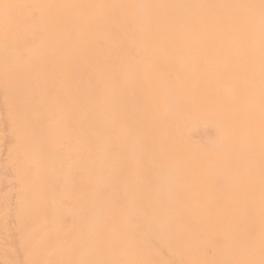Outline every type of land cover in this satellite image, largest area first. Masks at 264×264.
Returning <instances> with one entry per match:
<instances>
[{"label": "rangeland", "instance_id": "1", "mask_svg": "<svg viewBox=\"0 0 264 264\" xmlns=\"http://www.w3.org/2000/svg\"><path fill=\"white\" fill-rule=\"evenodd\" d=\"M68 8L80 17L76 22L89 16L90 29L98 34L91 38V59L81 57L76 79L67 77L73 67L69 50L78 56L84 52L73 48V37L66 35L64 45L37 49L38 42L50 37L44 33L70 29ZM171 16L177 17L173 23ZM123 29L127 36L121 41ZM218 30L224 44L219 48L214 40L213 45L224 57L227 75L221 71L220 77L210 78L209 88L189 84L179 98L180 70L162 66L163 60L176 59L180 46L189 74L195 63L208 73L217 54L208 61L204 50L193 59L189 47L197 34ZM156 38L162 41L157 56L163 60L148 54L138 58L136 49L147 52L144 43ZM211 44L207 41L205 49ZM263 48L264 0H0V264H181L179 258L189 264H264ZM39 58L43 72L32 70ZM151 64L149 77L144 70ZM117 73L126 92L115 84ZM41 74L45 83L39 81ZM230 74L240 80L235 92L249 96L234 122L222 124L217 110L234 101L232 89L210 87ZM56 81H69L73 89ZM105 96L114 102L108 110H117L123 122L143 124L153 139L151 150L147 137L139 134L138 145L120 128L111 142L121 155H112L107 127L114 120L103 105ZM122 96L128 106L119 105ZM205 101L213 103V113ZM145 103L151 104L149 112ZM160 103L161 110H170L167 114L158 113L155 105ZM91 104L94 109H87ZM80 111L87 115L84 119ZM199 113L222 124L217 147L201 144V150L193 146L197 153L192 151L190 141L198 138L189 132L185 149H169L179 135V114L196 131ZM63 127H79L75 152L81 158L83 149L92 155L97 144L108 158L101 154L75 161L70 154L62 158L63 170H56L54 159L64 152L57 147L66 145L56 132ZM81 134L91 135L93 143ZM43 138L56 143L48 147L51 160L37 167V157L27 154L37 142L44 144ZM215 148L219 150L210 157ZM102 182L107 192L100 189ZM244 198L255 203L253 210L244 208ZM120 219H134L138 236H124V230L120 238ZM185 231L193 238L205 234L197 245L204 248L201 260L180 238ZM148 235L154 240L150 245Z\"/></svg>", "mask_w": 264, "mask_h": 264}, {"label": "bare ground", "instance_id": "2", "mask_svg": "<svg viewBox=\"0 0 264 264\" xmlns=\"http://www.w3.org/2000/svg\"><path fill=\"white\" fill-rule=\"evenodd\" d=\"M25 3H26V1H25ZM70 4L72 5V3H68V5H70ZM68 12L71 13L69 18L73 20V24L70 27V29H68L67 32H63V31L52 32V31H49V32L44 33L45 35H50V37L46 36L40 42H38L37 49L42 50L45 47H49V46H53L54 47V46H57V45H64L65 44L64 39H65L66 35H69L71 38L73 37L72 40H74V44H75L73 46V48L78 49L79 51L82 50L84 52L82 55L79 53V56H78L72 50H69V52H70V60H71L70 63H71V65L73 67L68 70L67 77H68V79H70V78L72 79V77L74 75V78L76 79L78 77V73H75V72L81 66V57H86L88 60L91 59L90 55H91V53L93 51V49L90 48L91 38L93 36L98 35V34L93 35L94 30L90 29V25H89V22H88L89 16L82 17L85 20L84 22L83 21L82 22H76L75 20L79 19L80 17H77L74 14H72V8H68ZM67 19H68V16H67ZM173 19H177V17L171 16L169 21L171 23H173ZM170 22H167V23L171 24ZM213 27H214V23H213ZM97 32H98V30H97ZM219 33H220V31L218 30V31L213 32L211 34H209L207 32H205L202 35L197 34L196 44L194 46L189 47L190 55H192L193 59H196V58L200 57V55L202 54V52L204 50H205V54H206L205 56L207 57L208 61H212L213 59H215V56L217 54V64H215V65L209 64L208 73H204L202 71V69H201L202 64L201 63H195L196 65H195L194 69L189 74L188 73V63H187L186 57L184 56L180 46L175 48L176 51H177V57H176V59H174L172 61H168V60L165 61L160 56H157V53H159L161 51V49H162L161 48L162 46L160 45L162 43V41L160 39H158V38H156L152 43H148V44L144 43L146 45L147 52H145L143 50L136 49L137 57L138 58H142L145 55L146 56L149 55L150 59H152V58H156L157 60H158V58L162 59L163 60V63L161 64L162 66L170 65L172 67L178 68L180 70V73L177 72L179 74V78H180L179 98H181L183 95H185L187 93L189 84L195 85V84H197L199 82L202 86H205L206 88H209L210 78L220 77L221 71H222V75H227V71L224 68L223 62H222L224 57H220V49L219 48H221L224 43H223L222 39H220ZM76 34L78 35L77 38H76ZM101 34H104V33H101ZM126 36H127V30L123 29V31L119 34V37L121 38V41L123 40L124 37L126 39ZM209 40H211L212 44L209 45L208 46L209 49L206 50L205 49L206 47H204V46H206L207 41H209ZM214 40L216 41V43H218L219 48L216 45H213L214 44ZM71 47L72 46H70L69 48H71ZM154 48L156 49V53H155ZM120 49L122 51H124L125 53H127V51H128V49L127 48L125 49V47H120ZM215 50H216V53H214ZM123 55H124L123 53H120V58L119 59L123 60L122 59ZM263 55H264V48H263ZM200 60L202 62V57L200 58ZM120 64L122 66V71H123L124 67H123L122 61H120ZM43 65H44V61L39 58L34 63V66L32 67V70L35 69V71L39 70V71L43 72L44 70H46V67H44ZM152 67H153V65L151 64L150 68L147 67L146 68L147 70H144V71H146L149 74V77H151L150 74H151ZM222 67H223V69H222ZM246 68H247L246 70H249V66H247ZM262 69H263V72H264V59H263V62H262ZM134 70H135V64L132 62V65H130V64L128 65V72L130 73L131 76L133 75ZM231 72L232 71H230V73ZM114 78H115V84L118 85V86H121L123 88V85H122L123 82L121 80V76L117 73V74L114 75ZM218 80L219 81L214 82L211 85L210 88H212V86H214V85H217V87L220 88V89L222 87L225 88V89H228V90L232 89V92L230 91V95L234 99V101L230 102L228 105H223L222 109L217 110V113H218L219 118L221 119L220 122L222 124L232 123V122H234L235 114L239 110V105L241 103L247 101L249 95H244L241 92H238V93L235 92V90L239 89L241 86L238 83V81H240V80H238L232 74H230V78H228V79L221 78V79H218ZM39 81L42 82V83H45V80H44L42 74L39 76ZM68 82L69 81H56L55 83L57 85H59V87H62L65 90L73 89V87H70L68 85ZM225 85H227L228 88H226ZM123 91L126 92V90L124 88H123ZM117 98H118L117 101H118L120 106H128L127 102H129V100L127 99L126 96H122V101L123 102L121 101V99H119V97H117ZM110 100H111V98H108V96H105L103 98V105L106 108L107 114L110 113L112 115V117H113V120H114V123L112 121V124L111 123L109 124L111 126L107 127L109 129L108 136H107V141H108V145L107 146H108L109 151L112 153V155L115 156L117 154L121 155V152L120 151H115V149L117 147H115V143H112L111 141H112V137L115 136L116 133H119L120 128L125 131V132H123V131L120 130V132H122L121 133L122 135L127 133V136L130 139H135L136 140L135 143H137L138 145H139V142H140L139 134L142 137H144V138L147 137V134H146V129L143 126L142 123L141 124L139 122L133 123V122H129L127 120H125L123 122V120L121 119V115H119L117 110H113V111L108 110L109 107H112V105L114 104V102H111ZM87 102L90 103V101H87ZM79 104H78V106H79ZM204 104L213 113V111H214L213 103L210 102V101H205ZM136 105H138V102H137ZM162 105H163V103L155 105V107H157V109H158L157 110L158 113L162 112L163 115H164V113L167 114L170 110L169 111L161 110L162 109ZM150 107H151L150 103H145L144 104V110L147 109V112H149V108ZM87 109H94V106L91 104L89 107H87ZM263 112H264V106H263ZM72 113H74V112H72ZM63 115H65V114H63ZM198 115H199L198 118L196 117L197 121L194 124L197 127V130L194 131L193 127H192L193 125L190 124V122L187 119H185V118L182 120V118H183L182 116L183 115L179 114L180 123L177 124L178 129H179V135L175 137V142L174 143L170 142L169 149H173L174 148L175 152H176V148H181L182 147V149H185V147L189 144V142H187V138H189L188 137V133L189 132L191 133V135L193 137L198 138V140L196 142L193 141V140L190 141V146H191L190 149L192 151H196V153H197V150H201L202 149L200 147L201 144L209 145L210 147L217 145V141L219 140V138H220V136L222 134V124L221 123L212 122L211 120H209L206 117L205 114L199 113ZM79 116L81 117V119H84L87 115H85L82 111H80L79 112ZM167 121L170 122V119H168ZM171 122H172V120H171ZM76 124L79 125L78 123H76ZM78 128L79 127H75V129L73 130L72 128H66L65 129L63 127V130H59V131L56 132L58 135H62V137H61L62 141L64 143H66L65 146H58L57 147V151L61 150V151H64V152L62 153L60 158L55 157V159H54V164H57L55 166L56 170H63V162L64 161L62 160V158H66L70 154H71V157L75 161H78V160H82V161L89 160V161H91L95 156H99L101 154L108 158L107 154L100 153L98 151V149H97V145L98 144L95 145L94 151L98 152L99 154L95 152V153H93L91 155V153H89L86 149H83L81 151V154H82L83 157L81 158L75 152L76 151V136L77 135H75L74 131L76 129H78ZM80 132H83V131L80 130L78 133H80ZM63 135L65 136V138L63 137ZM67 135L72 137V138H70L68 140V136ZM79 137H81L84 141H91L93 143V137L91 135H89V134H81V135H79ZM148 137H147V140L149 141L148 144L150 145L149 146V150H151L152 147H153V144H152L153 139L151 140ZM37 141H40V139L38 138ZM41 142H43L44 144H42L40 142H37L36 148L35 149L29 148V150H28L29 153L27 154L28 157L33 156V154L37 157V160H36L37 167H41L42 163L45 164V163H47L48 161L51 160L52 155L48 152L49 151L48 147L50 145H52L53 143H56V142L50 141V140H48L46 138H43L41 140ZM151 144H152V147H151ZM23 145H24L25 148L29 147V145L26 144V143H23L22 146ZM77 145L80 147V146L83 145V142L82 141L81 142H77ZM193 146L197 147V150ZM218 150H219L218 148H215V150L210 151L208 153V155L210 157H212ZM126 152L127 153L130 152L131 154L136 155L135 153H133L134 151H126ZM85 156H90V157L85 160L84 159ZM29 161L27 163H29ZM77 164L80 165V163H77ZM152 169L157 170L156 167H154ZM144 174L146 176V171H144ZM101 185L102 186L100 187V189L103 192H107V186H105L103 182L101 183ZM242 203H243L244 208L249 207L250 209L253 210L254 207H255V203H253L250 200H247L246 198H244L242 200ZM238 204H240L239 201H238ZM188 219L189 218H187V220L184 223L187 224L188 223ZM120 220L121 221L117 225L118 236L120 238L123 237L124 230L126 231V235H124V236H130V235L138 236L139 228H138V225H137V223H136V221L134 219H131L129 221H124L123 219H120ZM198 226H199V224L195 223L193 228H195V230H197ZM184 233L185 234L181 235L180 238L186 239L187 240V244H190L191 246H193L195 248L194 249L195 252H193V253L196 256L194 257V259L201 260V255H203L204 248L201 249L197 245L204 241L203 235H205V234L197 235V236H195V238H193L192 236H190L189 232L185 231ZM151 241L154 242V240L149 239V235H148L147 242H149V245H150ZM119 243H120V240H119ZM182 252H183V255L185 257V254L187 253V251L184 249ZM112 254L115 255V257H117L119 259H121V258H123V259L130 258V256L127 255V254H121V253H112ZM134 256H135V259H136V255H134ZM178 257H180V256H178ZM218 261L222 262V260L220 258L218 259ZM179 262L181 264H189L187 262V260L185 262L181 258H179ZM215 264H217V263H215Z\"/></svg>", "mask_w": 264, "mask_h": 264}]
</instances>
